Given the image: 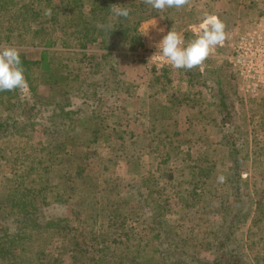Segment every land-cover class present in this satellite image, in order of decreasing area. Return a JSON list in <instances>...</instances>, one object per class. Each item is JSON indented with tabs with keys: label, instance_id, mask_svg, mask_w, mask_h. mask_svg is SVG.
I'll return each mask as SVG.
<instances>
[{
	"label": "rangeland",
	"instance_id": "374dc122",
	"mask_svg": "<svg viewBox=\"0 0 264 264\" xmlns=\"http://www.w3.org/2000/svg\"><path fill=\"white\" fill-rule=\"evenodd\" d=\"M138 1L132 0L135 4H138ZM29 4L31 3L18 1L16 5L19 9L25 10ZM11 6V1L0 0V47L11 45L19 49L28 88L20 90V97L25 102L21 105L24 109L19 108L14 97V90L10 91V94H0V129L6 131L3 137L0 136L2 137L0 140H3L0 141V146L4 148L0 156V232L6 229L16 230L15 226L19 225L20 215H14L19 213V210L11 203V200L15 202L20 200L39 207L40 215L45 220L56 216L62 217L66 212H64V207L65 209L67 207L65 215L69 216V222L61 221L60 224L65 227L60 230L74 229L77 232L87 230L90 219L83 218V215L87 216L85 212L79 214L73 222L71 218L78 213V192L85 184L82 175L87 173L89 168L95 167V176L101 174L98 175L100 179L103 176L114 178L112 180L113 194L114 191L119 190V196L115 194V200L117 198L121 208H125V211L137 206L134 203L136 202L134 199L136 189L132 190L133 187L128 186L139 183V180L150 178L149 184H155V187L153 186L156 191L155 199L159 198L165 204L166 210L162 218L168 221L169 230H172L177 239H181V243L188 238L183 248L191 253L196 252L197 257L204 262L218 260L226 244L225 252L233 254L242 264H263L264 255L261 256L263 252L260 249L256 251L254 247L250 249V247L252 244L259 243V239L264 237V104L261 105L264 102L260 103L264 101V89L254 92L243 91L241 79L237 78V74L234 77L230 75L231 73L225 69L224 64L229 63L227 56L238 34L253 26L259 18L264 17V0H187L185 6L176 11L180 16L179 19L174 17L169 22H164L162 17L156 16L142 20L137 27V41L124 43L110 37L102 42L95 39L81 45L79 43L81 39H75V37L72 39L73 44L69 46L63 44L69 38L61 40L56 38V36L63 35L64 30L58 27L55 32L56 26L52 22H48L50 28H54L52 33L45 30L46 33L38 36L34 45L26 41L28 38L16 34V30H12L9 38H5L4 35L9 32V26L4 17ZM205 14L215 15L225 25V38L215 47L217 50L215 55H210L209 58L212 63L219 65L220 79L225 90L230 93V99L234 100L235 108L233 107L232 114L230 113L233 125L223 127L217 125L214 119L211 122L199 120L196 116H201L200 112L204 110L203 105L192 104L193 106H190L184 102L178 110L168 114L170 119H167V122L161 121L160 127L170 128L172 126L170 121L176 120L180 138L186 137L185 134L189 132L192 137L195 133H199L207 136V139L191 137L196 141V143L193 142L196 147H191V150L187 148L193 145L192 142L180 145L181 147L168 152L169 157L167 158V148H164L159 143L160 141L157 142V139L152 140L147 134H143L145 126L148 127V124L152 122V114L147 117L144 115L136 117L140 119L136 123L134 119L136 106L134 105L138 98L134 94L139 92L136 89L140 82L144 85L146 81H149L154 88L165 86L167 91H172L168 96L158 92V95L152 96L154 102L169 98L171 104L174 94L179 97L192 95L196 94L198 89L203 88L200 82L202 77L194 76V68L191 70L174 67L157 68L149 53L150 55L159 53L156 44L170 28L180 33L185 43L190 42L200 33ZM153 24L155 27L151 26ZM147 28V35L141 34ZM159 29L164 31L161 32ZM43 38L41 43H37ZM113 41L117 45L115 49L107 50L102 47ZM107 52L117 55V63L115 70L109 71L105 79V75L102 74L104 68L102 69L101 65L105 60L103 54ZM43 56L57 57L51 61V67L56 72L55 79L41 74L38 77L37 61ZM69 58H75L76 64L71 63L68 68L61 67V64H67ZM164 68L168 70L165 71ZM67 72H71V75L76 77V84L83 79L84 83H96L92 87L96 93L91 100L80 97L79 93L72 94L70 97L67 95L70 100L67 99L61 110L58 108L55 110L52 106L53 100L61 101L63 97L66 100L65 95L61 96L60 89L63 87L61 82L64 81L62 75ZM118 79L125 82L124 90L119 97L114 91V88L120 84L116 82ZM99 84H106L109 88L101 89ZM74 90H71V93L75 92ZM141 92H143L142 89ZM141 94L146 95V89ZM29 97L34 98L29 99ZM117 97L119 99H116ZM31 102L36 103L28 110ZM141 104L142 108H149L143 99ZM69 109L81 110L80 114L100 112L107 117L109 132L120 123L118 130L126 132L127 136L119 139L112 134L109 140L102 137L92 141L87 147L92 162L87 167L77 166V160H73L71 167H75L74 176L78 178L74 186L76 191H64V197L70 196L64 206L59 200L56 201L49 197L50 195L57 197L59 192L63 191L48 195L44 189L49 182L41 178L37 162L47 154L48 149L55 147L54 151L61 149L57 143L70 134L71 127L68 125L72 114L67 116L64 113ZM221 116L222 113L219 115L220 119ZM8 121L9 126H7ZM76 123L77 121L74 124ZM128 133L133 135L128 137ZM207 145L211 148H206ZM68 148L65 150H69ZM213 148L212 154L203 155V150ZM230 149L238 151L235 157H230ZM187 152L191 155L186 156ZM200 156L206 157L204 164L198 161ZM212 160L213 164L207 168V171H210L208 175L210 177L206 183H203L205 179L199 176V168L207 167ZM58 165L54 170H58V175L67 178L71 167H65L66 163ZM234 165V171L237 174L233 176L234 171L232 172L230 168ZM184 166L186 171H184ZM179 169L184 171L183 177L178 175ZM25 175L28 176L22 181L21 178ZM221 176L224 177L222 182L219 179ZM19 181H22V185H18ZM26 185L34 187L31 190L28 189L29 192L22 196L21 193ZM15 187L21 195L17 196L15 189L12 195L11 188ZM100 195L101 192L97 194V197ZM233 200L238 201L239 205L231 213ZM149 205V209L155 205L152 199L149 200ZM144 214L147 212L138 211V213L130 214L127 227L147 237L149 227L142 220ZM231 218L232 221H229ZM226 220L229 221L228 224L232 222L231 227L235 226L236 231L233 235H229V240L221 242V237L218 239L217 236L223 234L222 230ZM38 228L37 231L45 235L53 229L46 222L39 224ZM88 230H90L89 226ZM118 238L120 240L121 235ZM250 240L251 245H248ZM20 244L15 243L11 250L21 247ZM55 245V242H50L48 250L56 252ZM57 251L64 258L65 264H70L68 256L71 252L61 248ZM91 262L96 264V260L92 259ZM106 264H118V259L110 257Z\"/></svg>",
	"mask_w": 264,
	"mask_h": 264
},
{
	"label": "trees",
	"instance_id": "16d2710c",
	"mask_svg": "<svg viewBox=\"0 0 264 264\" xmlns=\"http://www.w3.org/2000/svg\"><path fill=\"white\" fill-rule=\"evenodd\" d=\"M7 1H11L12 6L9 9L8 14L4 17L9 26V32L5 34L4 37L9 38L11 31L16 30V34L28 38L25 40L32 45L36 43L38 36L46 33L45 30L52 33L54 28H50L48 22L55 24V32L58 27L64 30V34L56 36V38L60 40L69 38L66 39V42H63L65 46H69L73 44L72 39L75 37V39H81L79 42L81 45L94 41L95 39H97L98 42H102L104 39L110 37H114L116 38V41H122L124 43L134 42L138 39V34L136 33L137 27L142 20L159 16L162 17L164 22H169L171 19H174V17L176 19L180 18V16L176 13L177 9H165L158 13L156 10L151 8L146 0H139L138 4H135L132 0ZM18 1L20 3L26 1L31 4H29L25 10H21L16 5ZM118 6L129 8V17L116 18L111 13L110 9ZM46 9H51V16L45 15ZM102 25H110L113 29L110 31L108 27H102ZM43 40L44 38L39 40L37 43H41ZM46 40L50 41L48 39ZM114 42L115 41L106 43L102 47L107 50L115 49L117 45H115ZM216 51L217 50L214 48L210 55H215ZM210 55L201 65L193 69L195 71V77H202L200 82L203 88L198 89L196 94L182 95L181 97L174 94L175 96L172 98L171 104L167 98H165L164 101L156 100L154 103L150 104L148 109L144 111V117L152 114V122L148 124V127L147 125L145 126L143 134H147L152 140L157 139V142L160 141L159 143H161L164 148H167V158L169 157L168 152L181 147L180 145L191 142L196 143V141L192 140V138L207 137L200 135L199 133H195L192 137L188 132L185 134L186 137L180 138L176 127V120H173V122L170 121V124H172L170 128L160 127L161 121L164 120V122H167V119H170L168 114L174 113V111L178 110L184 102H187L190 106L199 104L203 105L204 110L200 112L201 116H196L199 120L202 119V121L211 122L213 121L212 119H214L217 125H221L223 127L233 125V121L230 119L232 118L231 110L233 107L235 108L234 100L230 99V93L225 90L222 80L220 79L221 72H218L219 65L212 63L209 58ZM103 57L105 60L102 62L101 66L102 69L104 68L102 74L105 75V78L109 71L113 72L115 70L117 55L107 52L106 54H103ZM54 58L57 57L55 56L50 58L49 56V58H47L46 56H43L37 61L38 77L41 74L52 79L56 78V72L51 67V61H53L52 59ZM74 59L69 58L68 62H66L67 64H61V67L68 68L71 63L76 64V60ZM23 63L27 62L23 61ZM224 67L229 73H231L230 75H233V77L236 76L234 69L229 63L224 64ZM163 70L166 71L168 68H164ZM62 79L64 80H61L63 81L61 82L63 87H61L60 91L61 96L65 95L66 100L64 97L63 100L65 101L57 99L53 100V105H51L55 108V110H57V108L61 110L63 105L66 104L65 102L67 99L70 100L68 96L70 97L72 94L76 95L79 93L80 97L88 98V100L94 98L96 90L92 87L95 86L96 83H84L83 79L79 80V84H76V77L73 76V74L71 75V72L63 73ZM116 82L120 83H118L119 85L114 88L115 93L119 97L124 90L125 82L120 79L116 80ZM75 87L76 90H74ZM99 87L101 89L109 88L106 84H99ZM110 89L112 90L111 87ZM71 90H74L75 92L71 93ZM166 91L167 88H165V86L154 88L150 83V96H156L158 95V92L166 95ZM13 92L19 108L24 109V106L21 105L25 104V102H23V99L20 97V90L17 89ZM5 93L10 94L11 92H0V94ZM118 97L116 99H119ZM31 98L33 99L34 97H29V99ZM27 101L29 100L27 99ZM261 102L264 101H260V103ZM31 103L32 104L28 110H30L36 102ZM46 103H44V105H46ZM262 104L264 103H261V105ZM6 106H8V104ZM80 112L81 110L78 109H69L64 112L67 116L70 114L75 116L70 117L71 121L68 125L71 127L69 129L70 134L63 141L57 143V146L61 147L59 151H54L56 147L54 149H48V146H46L49 151H47V154L43 155L41 159H38L37 162L41 178L49 182L46 187L44 186V189H46L48 195L63 191L61 193L59 192L57 197L56 195H50L49 197L56 201L59 200L64 206H66V203L70 198V196L64 197V191H76L74 186L76 179L78 178L74 176L75 167H71L73 160H77V166L87 167L92 162L90 152L87 149L92 141L102 137L109 140L112 138V134L117 136L119 139L127 136L126 132L118 130L117 127L120 123L116 124L118 126L114 127L109 132L110 127L107 122V117L103 116L100 112L92 111L90 114H80ZM221 113L222 116L220 119L219 115ZM9 121L7 126L10 125ZM76 121L77 123L74 124ZM5 132L6 131L0 129V136L3 137ZM132 135L133 134L128 133V137H131ZM2 137H0V139ZM195 143L187 146V148H190L191 150V147H196ZM81 147H84V149H81ZM66 148L69 150H65ZM206 148L211 147L210 145H207ZM213 150L214 148L203 150V155L209 156V154L214 152ZM3 151V146H0V156H2ZM237 152L238 151L236 150L231 151L230 149V157H235ZM185 155L190 156L191 154L187 152ZM205 156H200L198 161H202L204 164V161H206ZM63 163H66L65 167H71L68 170L67 175L69 176L67 178H63L64 176L58 175V170H54L58 164V166H60ZM211 164H213V160L207 164V167L202 166L199 168V176L205 179L203 183H206L210 177L208 176L210 175V171H207V168L211 166ZM234 167L235 165L230 168L232 169V172L235 170ZM184 169V171L187 170L185 166ZM95 170V167L89 168L87 173L85 172L82 175L85 179V184L82 188L80 187L81 190L78 192V213L74 216L72 214L74 218H71V221L73 222L79 214L85 212L87 216L83 215V218L90 219L88 222L89 225L87 224V230H83L81 232H77L74 229L60 230L65 227L60 224L61 221L69 222V216L65 215L68 210L67 207L66 209L64 207V212H66L62 215V217L56 216L49 220H45L43 219V216L40 215L41 209L39 207L32 206L28 202H21L20 200L15 202L11 200V203L17 208V210H19V213L14 214L20 215L18 220L19 225L15 226L16 230L6 229L0 232V264H65L64 258H62L57 251L59 248L71 252L68 256L70 264H92V259L96 260V264H106V261H108L110 257H116L118 259V264H242L233 254L225 252L227 248L226 244L225 248L223 247L224 250L220 253L218 260L215 259L208 263L199 259L196 252L191 253L184 249L183 245L184 243H187L188 238H185L181 243V239H177L175 234L172 233V230H169L168 221L162 218V215H164L163 213L166 210L165 204L162 203L159 198L155 199V184H149V181L151 180L150 178L139 180V183H133L128 186L129 188L133 187L132 190L136 189V196L134 197L136 202L134 203L137 205V208H130L128 211H125V208H121L120 202L117 201V198L115 200V194L116 196H119V190L114 191L113 194L114 184L112 180H114V178L110 179L109 177L103 176L100 179L98 175L101 174L95 176ZM184 171L179 169L178 175L180 174V177H183ZM236 174L237 172L234 171L233 176ZM27 176L28 175L22 176V181L27 178ZM211 177H213V175ZM235 180L236 183H238L237 178H235ZM22 181H19L18 185H22ZM141 186L143 188H141ZM33 187L34 186L28 185L24 186L25 189H23L21 193L23 194L22 196L27 194L29 192L28 189L31 190ZM129 188H127L128 191H131ZM14 189L17 196L18 194L21 195L19 191L16 190L17 187L11 188L12 195L14 193ZM100 192V196H102V198H99L100 196L97 197V194ZM187 192H189V190H187ZM150 199H152L153 203H155V205L152 206V209H149ZM237 205H239V202L233 200L231 204V213L236 210ZM138 211L147 212V214L142 216V220L145 221L149 227V235L147 237L141 236L139 232H133L127 227L130 214L138 213ZM254 220H256L255 217ZM229 221H232V218ZM43 222H46L53 228L52 230H49L46 235L37 231L39 229V224H43ZM228 222L227 220L225 221V225L223 226L224 231L222 230L223 234L217 236L218 239L221 237V242L229 240V235H233L236 231L235 226L231 227L232 222L230 224H228ZM235 222L236 221H234V223ZM88 226L90 227V230H88ZM120 235L121 238L118 240V236ZM50 242L56 243V252L48 250ZM15 243H21V247L16 246L17 248L12 251L11 249L15 246ZM248 245H251V240L248 242ZM252 247H254V249L256 248V251L260 249L263 252L261 256H263L264 237L259 239V243L252 244L250 249ZM79 249L81 250L80 252L78 251ZM262 259L264 264V256Z\"/></svg>",
	"mask_w": 264,
	"mask_h": 264
},
{
	"label": "clouds",
	"instance_id": "9594fccd",
	"mask_svg": "<svg viewBox=\"0 0 264 264\" xmlns=\"http://www.w3.org/2000/svg\"><path fill=\"white\" fill-rule=\"evenodd\" d=\"M152 9L158 13L165 9H181L187 0H146ZM111 13L116 18H127L130 9L127 7H113ZM51 9L45 10L46 16H51ZM156 24V23H155ZM155 24L151 25L155 27ZM108 27L110 31L112 26ZM149 28V26H148ZM148 28L143 35H147ZM225 25L215 15L205 14L200 33L190 42L185 43L183 37L174 29H169L156 44L159 54L166 63L176 69L191 70L201 65L214 48L225 38ZM163 32V29H159ZM28 85L24 74V67L19 49L15 46L0 47V92L13 90H27ZM221 182L224 177L219 178Z\"/></svg>",
	"mask_w": 264,
	"mask_h": 264
},
{
	"label": "built area",
	"instance_id": "2783aa9c",
	"mask_svg": "<svg viewBox=\"0 0 264 264\" xmlns=\"http://www.w3.org/2000/svg\"><path fill=\"white\" fill-rule=\"evenodd\" d=\"M263 18H259L253 26L238 34L227 56L229 64L241 79V88L246 92L264 89ZM149 56L157 68L172 67L159 53H149Z\"/></svg>",
	"mask_w": 264,
	"mask_h": 264
},
{
	"label": "crops",
	"instance_id": "0c3cea01",
	"mask_svg": "<svg viewBox=\"0 0 264 264\" xmlns=\"http://www.w3.org/2000/svg\"><path fill=\"white\" fill-rule=\"evenodd\" d=\"M141 89L143 90V92H141ZM145 89H146V95L145 94H141V93H144ZM137 90H139V92H135L136 94H134L138 98V100L136 102V105H134V106H136L135 111H134V115H135L134 119H135L136 123H138L140 121V119L136 118V117H142V115H144V111L146 110L145 109L146 107L142 108L141 100L143 99V100H145V102H147V107H149L150 104L154 103V100L152 99V96H150L151 92H150V83H149V81H146V83H144V85H143V83L140 82V85L138 86V89H136V91ZM166 92H167L166 93L167 96L170 93H172V91H166ZM135 96L133 97L134 101H135ZM167 100H169V98H167Z\"/></svg>",
	"mask_w": 264,
	"mask_h": 264
}]
</instances>
